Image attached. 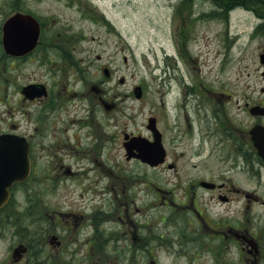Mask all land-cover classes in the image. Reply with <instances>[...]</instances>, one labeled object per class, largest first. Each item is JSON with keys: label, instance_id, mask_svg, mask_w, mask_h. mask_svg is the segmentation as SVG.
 I'll return each instance as SVG.
<instances>
[{"label": "rangeland", "instance_id": "obj_1", "mask_svg": "<svg viewBox=\"0 0 264 264\" xmlns=\"http://www.w3.org/2000/svg\"><path fill=\"white\" fill-rule=\"evenodd\" d=\"M228 1L229 4H226L227 0H19L22 8L31 11L45 24L44 39L52 42L49 52L54 55L47 62L38 61L36 65L39 67L35 62L22 64L20 72L27 77L31 71L38 70L40 78L51 84L55 94L63 93L57 97L65 105L64 109L68 108L71 113L62 121L67 112L62 114L59 111L58 115H62L59 116L60 129H69L59 137L57 145L62 147L65 143L66 147L57 159L43 156L36 160L38 172L35 170L32 176L33 189L31 186L24 187L23 193L17 195L13 203V209L17 211L14 214L16 228L6 229L7 236L13 231L16 234L20 232V226H29L27 215L38 204L61 213L69 209L82 215L86 223L77 231L76 238L62 246L55 260L51 258L49 261L48 256L43 254V263L238 262L235 248L215 247L212 244L215 241L204 236L199 237L200 250L197 245L188 247L184 241L181 249L174 254L166 255V244L149 246L152 255L135 254L122 243L126 241L120 237L125 231L122 224L120 236L110 237L109 232L117 230L119 224L111 222L104 225L97 216L112 214V207L107 208V205L114 206V214L120 210L119 214L123 216L124 203H130L131 214L142 208L145 211L156 199L147 190L146 181L150 177L147 167L124 160L123 127L130 132L145 134L148 114L151 110L155 113L157 109H163L162 101L171 117L176 113L172 109L174 103L193 116L192 112L197 108L205 112L204 106H207L210 97L205 90L221 96L220 93L232 94L233 88L259 85V74L255 69L259 54L264 52V0L253 4L245 0ZM16 9L11 8L10 0H0V28L4 18ZM1 53L0 45V56ZM105 69L108 76L104 74ZM47 71H54V80H50ZM169 75H174L170 82ZM137 85L142 87L143 94L139 100L133 95V88ZM99 90L108 104H116L110 113H104L97 105L94 95ZM167 92L170 96L165 99ZM230 108L231 104H225L224 109ZM97 128L104 135L101 149L96 147ZM51 160L57 161V166L60 162L69 166L72 175H66L62 168L48 171ZM99 164L105 167L104 173ZM225 176L236 185L257 191L264 197V187L253 178V173L239 172ZM157 179L162 183L164 181L159 177ZM110 180L126 186L127 200L125 198L124 202L121 198L118 207L116 200L111 201L113 193L104 192ZM152 181L157 182L155 179ZM164 186L166 189L173 188L170 184ZM38 190L44 202L36 199ZM25 191L31 195L26 197L27 202L22 199L27 195ZM82 194L88 196L89 201L83 199ZM179 194L177 192L178 198ZM199 194L201 207L206 210L201 208V216L208 223L239 215L236 207L218 204L206 193ZM96 208L101 211L97 212ZM137 213L135 218L145 222L143 215ZM159 214L158 209L151 211L153 219ZM247 215L250 230L259 231L264 225L263 208L255 206ZM185 221H189L187 213L169 231L184 227ZM96 226L102 231L104 229V233L98 232ZM144 229V234H150L147 228ZM159 232L163 234L162 229ZM63 235V241H68L67 232ZM173 236L170 237L173 242H183V237L175 241ZM105 241L110 246L119 244L117 253H114L115 250L107 251ZM6 247L7 240H1L0 251Z\"/></svg>", "mask_w": 264, "mask_h": 264}, {"label": "flooded vegetation", "instance_id": "obj_2", "mask_svg": "<svg viewBox=\"0 0 264 264\" xmlns=\"http://www.w3.org/2000/svg\"><path fill=\"white\" fill-rule=\"evenodd\" d=\"M21 10L27 13L25 8ZM36 19L40 26L39 42L36 47L26 55L12 56L2 50L0 56V138L2 139L0 172L10 169L9 167L15 171L17 166L28 169V177L20 183H14L8 189V200L0 208V241L6 239L8 244L4 251H0V264H49L51 258L52 261L57 258V253L62 246L76 238L75 235L79 233L77 231L86 224L82 215L69 209L61 213L36 204L33 212H29L26 218L29 226H20L21 231L17 234L13 231L7 236L6 232V229L16 228L14 214L17 211L13 209V203L18 198L17 195L23 193L24 187L33 186L32 176L35 170L38 172L36 160L43 156L57 159L66 147L65 143L62 147L57 145L60 142L59 137L69 129H60L59 116L62 115H58L59 111L62 114L67 112L62 121H65L67 114L71 113L68 108L64 109L63 103L59 102L57 95L62 96L63 93L55 94L51 84L40 78L38 70L31 71L27 77L20 72L21 65L26 62H35L36 65L38 61L47 62L54 56L49 52L52 49V42L44 39L45 24L37 17ZM257 59L255 71L259 74V85L233 88L232 94L220 93L221 96L205 90L210 96L207 106H204L205 112L197 108L191 116L186 109L174 103L172 109L176 113L171 117L167 114L168 110L163 101V109H157L155 113L150 111L148 118L155 119L160 136L162 162L157 166H149L134 158L127 159L125 150L124 160L128 163L137 162L147 167L150 175L149 180L146 181L147 190L156 196L157 202L155 199L145 211L142 208L133 211L132 214L130 203H124L123 216L119 214L120 210H116L114 214V206L107 205V208L112 207V214L110 216L105 214L104 217L102 214L97 216L104 225H110L111 222L119 224L117 230L113 233L109 232L110 237L120 236V224H122L125 231L120 237L126 240L125 243L122 242L126 248H130L135 254L152 255L149 246L166 244L168 247L165 253L168 255L181 249L184 241L188 247L197 245L196 248L200 250L199 237L204 236L215 241L212 243L215 247L224 245L225 249L226 247L235 248L238 254L236 264H264V225L259 231L252 232L247 215L255 206L262 207L264 210V197L257 191L236 185L231 178L225 176L239 172L253 173V178L264 187V159L262 154L254 148L250 135V130L254 127L264 132V61L261 58ZM52 74H55L54 71H47L50 80H54ZM100 93L99 90L98 94L94 95V98L98 100L97 105L101 106L104 113H110L115 109L116 104H108L109 108L106 110L104 98ZM165 95V99L170 96L168 92ZM225 104H231V108L224 109ZM255 107L263 110H252ZM91 109L94 108L91 107ZM69 124L72 125V120ZM101 124L105 127L103 122ZM145 129V134L127 131L125 127L121 130L122 147L131 149V155L136 153V145L131 142L135 137H143L146 143H153L154 131L148 129L147 125ZM95 136L98 141L97 149L103 148L104 135L98 128L95 130ZM150 153L151 156L156 155L153 151ZM51 161L48 171L62 168L66 175H72L69 166L62 162L57 166V161ZM99 165L104 173L105 167L102 164ZM158 177L164 180L163 183L158 181ZM152 179L157 182L154 183ZM166 184H170L173 188L166 189L164 186ZM208 184L210 186H207ZM43 190L45 191L46 188ZM106 191L113 193L114 197L111 201L116 200L117 207L121 203V198L124 202H126L125 198L127 200L125 185L110 180L104 188V192ZM117 192L120 193L119 196L116 195ZM177 192L180 193L179 198ZM199 192L210 195L211 199L218 204L236 207L235 211L239 215L228 216L218 221L211 220L208 223L207 219L204 220V216H201L202 210H206L201 207ZM2 194L3 186L0 185V197ZM25 194L27 195L25 197L22 195V199L27 202L26 197L31 195L26 191ZM35 197L40 200V203L44 202L40 190ZM81 197L89 201L88 196L82 194ZM20 203L17 205L21 206ZM156 209L160 214L153 219L151 211ZM96 211L101 210L96 208ZM136 212H138L136 215H143L142 219L145 218V222L135 218ZM185 213L189 221L184 222V227L169 231L170 228L175 227L177 220L184 218ZM144 227L150 234H144ZM22 229L28 231L24 232ZM96 229L104 233V229L102 231L98 226ZM161 229L163 234L159 232ZM65 232H67L68 241H63ZM172 234L175 235L173 236L175 241L183 237V242L181 240L173 242L170 238ZM105 243L108 245L105 248L107 251L115 250L114 253H117L119 244L110 246L108 242L105 241ZM43 254L48 256L49 261L42 262ZM148 264H155V262L151 260Z\"/></svg>", "mask_w": 264, "mask_h": 264}, {"label": "water", "instance_id": "obj_3", "mask_svg": "<svg viewBox=\"0 0 264 264\" xmlns=\"http://www.w3.org/2000/svg\"><path fill=\"white\" fill-rule=\"evenodd\" d=\"M3 31V46L8 54L21 55L30 51L36 44L38 37V25L36 21L29 15L15 14L10 17L2 27ZM264 58V53L259 56ZM139 95L137 94V97ZM252 140L255 147L259 150L264 143V137L258 133V130H252ZM137 142L136 149L139 151V158L143 162H148L151 165H156L157 160L151 162L147 156L148 147L143 139H134ZM3 179H0V185L3 188L8 187L16 179H21L23 174H0ZM3 202L0 201V206Z\"/></svg>", "mask_w": 264, "mask_h": 264}, {"label": "trees", "instance_id": "obj_4", "mask_svg": "<svg viewBox=\"0 0 264 264\" xmlns=\"http://www.w3.org/2000/svg\"><path fill=\"white\" fill-rule=\"evenodd\" d=\"M248 2V4H253L257 0H245ZM226 2V1H225ZM231 2H235V0H231ZM230 1L227 0L226 4H229ZM237 3V2H236ZM11 8H17V9H22V7L19 5V0H10Z\"/></svg>", "mask_w": 264, "mask_h": 264}, {"label": "bare ground", "instance_id": "obj_5", "mask_svg": "<svg viewBox=\"0 0 264 264\" xmlns=\"http://www.w3.org/2000/svg\"><path fill=\"white\" fill-rule=\"evenodd\" d=\"M167 63H169L168 59H167ZM173 76H174V75H169V76L167 77L169 82L173 80Z\"/></svg>", "mask_w": 264, "mask_h": 264}]
</instances>
